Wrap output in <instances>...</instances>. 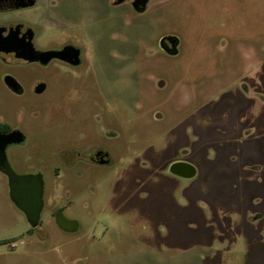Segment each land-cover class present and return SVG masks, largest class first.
Listing matches in <instances>:
<instances>
[{
    "label": "rangeland",
    "instance_id": "1",
    "mask_svg": "<svg viewBox=\"0 0 264 264\" xmlns=\"http://www.w3.org/2000/svg\"><path fill=\"white\" fill-rule=\"evenodd\" d=\"M21 19L54 22L44 43L77 44L90 66L69 81L32 68L13 95L0 59V116L32 143L9 146L8 160L45 181L32 229L0 170V264H264V0H150L143 12L37 0L0 13ZM165 35L177 55L161 49ZM37 75L50 83L42 94ZM97 127L116 134L104 139L115 165L68 169L51 144ZM175 161L196 175L172 173ZM58 209L79 228L62 230Z\"/></svg>",
    "mask_w": 264,
    "mask_h": 264
},
{
    "label": "flooded vegetation",
    "instance_id": "2",
    "mask_svg": "<svg viewBox=\"0 0 264 264\" xmlns=\"http://www.w3.org/2000/svg\"><path fill=\"white\" fill-rule=\"evenodd\" d=\"M36 1L37 0H35L32 5L17 7V3H19L20 0H0V13L30 7L33 6ZM130 1L137 10L143 12L147 9V5L150 0ZM43 24L44 23H42L40 19L36 21L21 19L17 22L0 23V28L4 29L3 35L7 36L10 33H14L15 39L17 41L16 48L14 49H0V59L5 64V69L3 71L1 80L7 90L13 95H21L24 93L26 85L24 83V80L22 79L21 74L28 72L32 68H35L36 71L38 70L51 75H58L62 80L69 81L73 73H85L90 66L89 56L87 52L83 51V48H81L77 44H74L68 40H60L57 43H55V41L53 40H50L44 43V39L46 38L45 28H49L50 30L55 31L57 30V25L52 21L47 22L45 25ZM171 36L174 35L161 36V39L164 38L163 45L168 49H171L173 47V38ZM29 41H31L34 48L40 52L54 51L59 53V55L53 56L48 60H43L42 58L31 60L25 56L28 51L27 45ZM179 44L180 41L178 43V52L175 54L168 52L162 46L161 49L167 54L177 55L179 53ZM32 85H34L33 88L37 94H42L49 88L50 83L48 80L42 79L40 75H37L33 78ZM0 122V132H10L12 130L19 129L24 133L23 141L18 143H10L7 145L6 149H8L9 146L13 145L32 144L30 143V141H28V134L22 128L12 123L11 120L0 116ZM51 125L53 126V122ZM105 135L106 134L104 133L103 128H80L79 131L74 133L65 131L63 138L61 139L59 137L61 140H57L51 145L55 146L58 150H64L67 152L68 157L63 159L68 169H73V167L77 165L78 161L88 165L91 168L113 167L115 165L116 157L114 155V152L110 148L111 144H105L104 139L105 137H108L113 140L115 139L116 134L108 133L106 136ZM34 144L43 145V143L39 142H36ZM44 197L45 181L43 198ZM59 212L64 213L62 209H58L54 214L55 219L56 214ZM64 215L67 216L65 213ZM39 224L37 226H32V229L37 228ZM78 228L79 225L75 230H77ZM75 230L65 231L72 232Z\"/></svg>",
    "mask_w": 264,
    "mask_h": 264
},
{
    "label": "water",
    "instance_id": "3",
    "mask_svg": "<svg viewBox=\"0 0 264 264\" xmlns=\"http://www.w3.org/2000/svg\"><path fill=\"white\" fill-rule=\"evenodd\" d=\"M35 0H20L17 7L32 5ZM3 28H0V49H14L17 41L14 33L7 36L3 35ZM169 37V36H168ZM173 38V47L168 49L162 47L170 53L178 52L179 38ZM28 51L25 56L31 60L42 58L48 60L53 56H58L59 53L54 51L36 50L31 41H29ZM24 140V133L15 129L10 132H0V170L7 176L9 185V194L15 205L25 213L29 223L32 226H37L41 219V213L44 206V176L42 173H17L10 164L7 156V145L10 143H18ZM170 171L176 175L183 177H193L197 173L196 167L189 161H175L170 166ZM57 224L64 230H75L78 226V221L68 218L63 212L56 214Z\"/></svg>",
    "mask_w": 264,
    "mask_h": 264
},
{
    "label": "trees",
    "instance_id": "4",
    "mask_svg": "<svg viewBox=\"0 0 264 264\" xmlns=\"http://www.w3.org/2000/svg\"><path fill=\"white\" fill-rule=\"evenodd\" d=\"M0 124H1V122H0Z\"/></svg>",
    "mask_w": 264,
    "mask_h": 264
}]
</instances>
